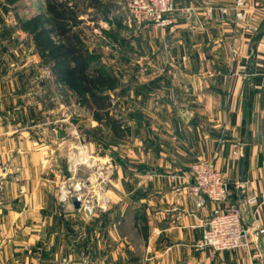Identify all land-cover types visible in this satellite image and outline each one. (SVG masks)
<instances>
[{
    "label": "crops",
    "instance_id": "0c3cea01",
    "mask_svg": "<svg viewBox=\"0 0 264 264\" xmlns=\"http://www.w3.org/2000/svg\"><path fill=\"white\" fill-rule=\"evenodd\" d=\"M175 3L193 12L192 20L178 13L173 26L145 25L124 42L135 51L134 69L125 70V88L110 95L117 134L84 106L90 128L83 148L99 163L101 183L112 175L115 187L106 197L112 205L86 212L56 203V177L74 178L80 150L70 140L56 144L57 130L74 133L72 111L60 110L75 107V96H55L63 85L0 0V264H253L245 251L200 248L202 219L214 207L196 211L188 191L191 165L200 159H214L238 187V202L259 199L245 206L244 224L264 253V28L251 55L264 0H244L238 22L235 0ZM219 8L228 14L222 18ZM46 119L72 127H48ZM235 144L248 152L244 184Z\"/></svg>",
    "mask_w": 264,
    "mask_h": 264
},
{
    "label": "trees",
    "instance_id": "16d2710c",
    "mask_svg": "<svg viewBox=\"0 0 264 264\" xmlns=\"http://www.w3.org/2000/svg\"><path fill=\"white\" fill-rule=\"evenodd\" d=\"M45 9V13L27 20L18 17L20 29L33 40L42 64L52 71L56 83L77 96L92 110L96 121L110 125L117 134L119 125L111 116L110 96L118 90L116 80L101 68L92 69L100 58L86 46L80 29L86 24L82 19L85 14L92 22H110L118 4L111 0H46ZM117 18L122 20L120 15Z\"/></svg>",
    "mask_w": 264,
    "mask_h": 264
},
{
    "label": "built area",
    "instance_id": "2783aa9c",
    "mask_svg": "<svg viewBox=\"0 0 264 264\" xmlns=\"http://www.w3.org/2000/svg\"><path fill=\"white\" fill-rule=\"evenodd\" d=\"M118 6L116 13L122 14L123 25L129 29L149 24L159 28L171 27L176 23V14L190 12L177 8L175 0H128ZM243 6L244 0H235L232 11L235 13L236 22L244 19ZM215 11V8L208 9L210 19H213ZM218 11L223 18L229 9L219 8ZM250 30L253 34L258 32L254 26ZM243 149L239 144L234 145L235 159L243 157ZM190 174L188 191L196 211L204 213L209 203L214 206L208 218L202 219L203 238L200 248L211 250L214 254L245 251L255 261L253 264H263L264 253L261 245L252 238L251 231L244 224L245 206H256L259 199L252 197L244 204L238 202V187H234L226 179L224 171L218 168L214 159L196 161L191 165ZM1 254L0 249V256Z\"/></svg>",
    "mask_w": 264,
    "mask_h": 264
},
{
    "label": "rangeland",
    "instance_id": "374dc122",
    "mask_svg": "<svg viewBox=\"0 0 264 264\" xmlns=\"http://www.w3.org/2000/svg\"><path fill=\"white\" fill-rule=\"evenodd\" d=\"M45 1L46 0H13V4L9 7L12 9L13 18L16 21L18 17L27 20L36 15L45 13ZM116 1L121 2L118 3L119 5H121L122 3H126L128 0H111V2L115 3ZM2 3L6 4L7 6L9 5L8 0H2ZM117 16H119V14L115 11L111 16V21L109 22L110 24L105 22L102 23L101 21H99L98 23H93L92 21L87 20L86 24L80 29V31H82L83 35H85L84 40L86 46L88 48H92L94 52L99 56V58L100 54H102L103 56V60L100 61V63L95 64V66L97 68H101L105 74L114 77L116 80L117 88H120L122 90L126 86V84L124 83V77L125 75H127V72H125V70L134 69V58L132 57V54L135 53V51H130V49H128L126 45H124V42H126V40L130 38H133L135 33L138 32L140 28L134 27L132 29H129L124 27L123 22L120 21ZM120 17L121 19H123L122 14H120ZM96 30L97 32H95ZM104 32L106 35L104 34ZM101 36H103L105 39H102L103 37ZM101 59L102 58H100V60ZM53 90L55 96L56 93H59V100H61L62 102H66V96L63 93H60L62 92V90H67L65 86H60L58 88L55 87ZM67 92L73 94L69 90H67ZM73 96L75 95L73 94ZM72 100L75 103V107L73 106L68 110L66 109V106H64L62 107L63 109L60 110V113L63 114L64 111H67L70 114V111H72L70 122L74 125L72 128L74 133H70L65 129H63L59 133V130H57L58 135L56 133V144L60 142L61 144H68L70 140L73 141V144L79 145L80 150L77 151L76 160L73 163V165H75L76 167L72 170L75 174H73L71 178H74L71 181L68 180L70 178L68 172H65V174L60 173V177H56V203L58 206H60V208H74L72 197L81 195L83 197L82 210H85L87 208L91 211H94L98 210L103 204H107V206L113 204L112 201L106 199V197L108 191L115 192V187L112 184V175H110V177L106 179L105 182L101 183L102 179L106 177H99V163L92 162L83 148L85 145H89L88 137L83 130L86 128H90V121L87 120V114L89 112L85 109V107L88 109L90 108L87 105L80 104V99L77 96H75V98H73ZM62 119H67V116H64V118ZM66 122L67 121L61 120L60 122L58 120L52 121V119H46L43 124H49L48 127H52L51 124H54L53 126H55V128L58 124H64V126L69 125L70 127H72L69 123ZM97 123L100 125L99 121H97ZM58 139H60L61 141L59 142ZM97 139L98 138H96V140ZM98 145L102 146V152L100 153H103L105 147L108 146H105L104 142L102 144L98 143ZM65 146L67 148V145ZM64 179H66L67 182H64ZM78 184H81L83 186V190L79 194H76L74 190Z\"/></svg>",
    "mask_w": 264,
    "mask_h": 264
},
{
    "label": "water",
    "instance_id": "95a60500",
    "mask_svg": "<svg viewBox=\"0 0 264 264\" xmlns=\"http://www.w3.org/2000/svg\"><path fill=\"white\" fill-rule=\"evenodd\" d=\"M193 12H187L185 14H183L182 17L184 18H187L188 20H192V16H193ZM193 25H196V26H200L199 25V22L196 24H194L192 22ZM195 26V27H196ZM264 28V23L262 24L261 26V29H260V32H258V34H256V36L254 37L253 39V44H252V48H251V55L254 57V55L256 54V51H257V43L260 41V39L262 38V32L261 30ZM250 69L251 71L254 72V58H252L251 60V64H250ZM251 72V73H253ZM247 159H248V152L245 151L244 152V155L243 157L241 158V161H240V178H239V182L241 184H244L245 181H246V165H247ZM83 190V186L81 184H78L76 187H75V193L76 194H79L81 191ZM72 203H73V206L75 209L77 210H80L82 209V206H83V197L81 195L79 196H73L72 197ZM86 212H89V209H85Z\"/></svg>",
    "mask_w": 264,
    "mask_h": 264
}]
</instances>
